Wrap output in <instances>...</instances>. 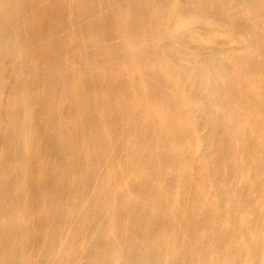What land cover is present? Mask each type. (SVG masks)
I'll return each mask as SVG.
<instances>
[{
	"label": "bare ground",
	"instance_id": "1",
	"mask_svg": "<svg viewBox=\"0 0 264 264\" xmlns=\"http://www.w3.org/2000/svg\"><path fill=\"white\" fill-rule=\"evenodd\" d=\"M0 264H264V0H0Z\"/></svg>",
	"mask_w": 264,
	"mask_h": 264
}]
</instances>
